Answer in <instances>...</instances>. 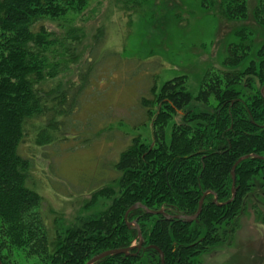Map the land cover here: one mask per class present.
<instances>
[{
    "label": "trees",
    "instance_id": "1",
    "mask_svg": "<svg viewBox=\"0 0 264 264\" xmlns=\"http://www.w3.org/2000/svg\"><path fill=\"white\" fill-rule=\"evenodd\" d=\"M76 2L83 6L85 0H0L2 263L4 251L18 247L28 258L39 256L52 264H86L103 251L126 248H130L127 254L108 255L94 264H162L157 246L164 252L166 264H193L195 258L233 237L248 194L257 180L264 184V159H243L235 168L234 199L222 205L215 202L216 195L219 203L232 198V170L239 158L264 156V96L261 89L248 96L242 91L244 86L253 89L255 78L261 88L264 86V47L258 56V72L255 62L244 72L237 70L246 56L239 54V48L233 49L225 64L236 69L207 72L195 98L185 89L183 78L165 82L161 99L167 110L186 113L183 124L175 125L170 145L164 142L163 130L152 148L133 138V144L114 164L120 173L115 180L119 197L101 215L81 220L65 238L58 233L53 237L41 213L43 197L28 185L31 160L20 148L30 125L40 124L34 130L37 145L56 144L61 130L67 129L62 125H77L73 115L84 100V84L92 79L83 70L82 85L57 77L70 63L83 58V30L72 29L67 37L50 40L43 22L47 16L65 14ZM247 9V0H228L224 7L231 19L247 17ZM254 19L264 30V0L259 2ZM243 40V44L249 41L247 36ZM250 48L247 44L248 52ZM151 93V98L140 99L148 119L156 101V86ZM212 98L217 101L213 109L196 111L195 101L210 106ZM169 115L162 111L159 116L164 126ZM210 190L213 193L206 195L201 213L192 222L148 213L141 207L131 210L128 221H137L142 231L139 246L137 228L128 226L125 219L131 206L142 203L151 210L191 216ZM99 193L112 197L115 188L105 187ZM134 240L138 244L131 247Z\"/></svg>",
    "mask_w": 264,
    "mask_h": 264
},
{
    "label": "rangeland",
    "instance_id": "2",
    "mask_svg": "<svg viewBox=\"0 0 264 264\" xmlns=\"http://www.w3.org/2000/svg\"><path fill=\"white\" fill-rule=\"evenodd\" d=\"M260 1L247 0V17L237 19L225 13L228 0H85L59 17L44 18L50 40L63 39L72 29L84 34L83 58L57 78L82 85L83 70L92 79L84 84V100L73 115L77 125H62L67 129L61 130L57 143L44 145L35 143V126L40 124L30 125L20 148L31 160L28 185L43 197L41 213L53 237L58 233L65 238L81 220L101 215L119 197L115 180L120 173L114 164L133 138L152 148L163 130L164 142L170 145L175 125L183 124L186 113L167 110L161 99L165 82L183 78L195 98L207 72L236 69L225 64L236 47L246 56L237 70L244 72L255 62L258 72L264 30L254 13ZM244 35L249 40L245 44ZM254 80L253 89H242L245 96L261 89L259 79ZM154 86L156 101L148 119L140 99L151 98ZM194 104L196 111L210 110L217 101L212 98L210 106ZM162 111L171 114L165 126L159 117ZM257 182L233 237L193 264H264V184L262 179ZM109 186L115 188L112 197L99 193ZM125 219L127 224L134 222L126 215ZM137 244L134 240L131 247ZM4 257L5 264H52L39 256L28 258L18 247L6 249Z\"/></svg>",
    "mask_w": 264,
    "mask_h": 264
},
{
    "label": "water",
    "instance_id": "3",
    "mask_svg": "<svg viewBox=\"0 0 264 264\" xmlns=\"http://www.w3.org/2000/svg\"><path fill=\"white\" fill-rule=\"evenodd\" d=\"M261 93L262 95L264 96V86L261 88ZM264 127V125H263ZM249 157H255V158H261V159H264V156H260V155H257V154H249V155H245V156H242L241 158L238 159V161L236 162L233 170H232V177H233V184H232V198L230 200H228L227 202H224V203H221V204H226L230 201H232L236 195V190H237V187H236V174H235V168L236 166L243 160V159H246V158H249ZM208 193H213V191H207L203 194L202 198L200 199V202H199V207H198V210L195 214L191 215V216H188V215H182V214H175V215H170V214H167L165 213L163 210H151L149 208H147L144 204L142 203H136L134 204L133 206H131V208L127 211L126 213V217L128 215V213L131 211V210H134V209H137L139 207L141 208H144L148 213H153V214H159V213H162L164 214L167 218H181L183 220H186V221H189V222H192L193 220L197 219V217L199 216V214L201 213L202 211V207H203V203H204V199L206 197V195ZM215 202L218 203V199H217V196L215 197ZM219 205H221L220 203H218ZM131 224H133V226H135L137 229H138V235L140 237V245L143 243V238H142V234H141V231H140V228L137 224V222H128V226H131ZM154 248H156L159 253H160V257H161V263L162 264H166L165 263V258H164V253L161 249H159L157 246H154ZM130 248H126V249H110V250H106V251H103L97 255H95L94 257H92L86 264H94L95 262H97L98 260L108 256V255H113V254H121V253H125L127 254L129 252ZM0 264H3L2 263V260L0 258Z\"/></svg>",
    "mask_w": 264,
    "mask_h": 264
}]
</instances>
